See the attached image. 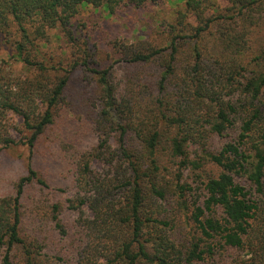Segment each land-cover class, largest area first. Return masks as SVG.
<instances>
[{
    "label": "trees",
    "instance_id": "obj_1",
    "mask_svg": "<svg viewBox=\"0 0 264 264\" xmlns=\"http://www.w3.org/2000/svg\"><path fill=\"white\" fill-rule=\"evenodd\" d=\"M158 1L0 0V35L30 68L23 79L0 76V155L29 150L26 174L0 188V264L70 255L77 264H264V0H230L231 14L210 18L204 0H185L200 25H171L166 46L120 44L112 64L92 66L71 29L82 6ZM54 28L78 50L65 65L41 57ZM143 66L153 76L129 72ZM79 68L94 79L91 110L90 99L67 96ZM70 111L75 125L59 147L68 195L34 157ZM10 114L25 139L11 134ZM81 131L96 143L84 149Z\"/></svg>",
    "mask_w": 264,
    "mask_h": 264
},
{
    "label": "rangeland",
    "instance_id": "obj_2",
    "mask_svg": "<svg viewBox=\"0 0 264 264\" xmlns=\"http://www.w3.org/2000/svg\"><path fill=\"white\" fill-rule=\"evenodd\" d=\"M204 18L213 17L219 13L231 14L234 11V4L230 0H204L202 4ZM184 15L183 27L180 16ZM264 22V11L263 21ZM201 21L191 12H185V0H159L157 3L149 2L142 7L120 6L113 12L105 6L84 5L79 12L71 19V29L74 37L80 45H83L90 55L92 66L106 67L117 58L118 46L120 44H140L141 42L156 47L166 46L170 38L175 34L170 26L175 25L180 33L189 32L194 26L200 25ZM182 28V29H181ZM142 45V44H141ZM66 37L62 36L57 29L49 31V42L42 44L41 57L50 63L62 61L65 65L72 57L78 56L77 48L72 47ZM186 52V46L182 47ZM72 51L75 54L72 55ZM82 58V55L80 56ZM118 68V77L123 73V66L115 63ZM141 71L149 77L155 73L154 68L143 66L141 68H129V72ZM30 75V68L14 56L11 43H6L4 35H0V76H12L14 78H26ZM71 81L67 89L69 100L76 96L83 100V106L89 104L88 109H93V77L85 68H79L71 74ZM70 109V108H69ZM68 110V108H65ZM87 112V109L84 110ZM72 112H75L72 111ZM68 119L61 118L62 124L47 130L41 137L34 157V165L47 176L56 186L72 194V178L67 172L64 154L59 149L60 136L70 139L69 130L75 125L72 121L71 111ZM11 134L17 139H25L27 133L20 131L21 119L10 114ZM85 117V114L82 115ZM89 120V118L87 117ZM85 129L83 120H78ZM80 131V129H79ZM79 145L88 148L96 143V136L90 131L85 134L79 133ZM29 150L27 146L18 144L5 149L0 155V188L9 191L16 184L17 180L26 174ZM74 218L75 214H68ZM71 256V255H70ZM63 257L59 264H77L73 257Z\"/></svg>",
    "mask_w": 264,
    "mask_h": 264
}]
</instances>
